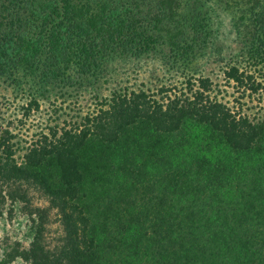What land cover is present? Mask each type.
Segmentation results:
<instances>
[{"label": "trees", "instance_id": "16d2710c", "mask_svg": "<svg viewBox=\"0 0 264 264\" xmlns=\"http://www.w3.org/2000/svg\"><path fill=\"white\" fill-rule=\"evenodd\" d=\"M211 1L244 34L222 70L233 104L190 66L219 36ZM131 53L181 73L96 94L27 145L0 129V215L21 204L31 234L0 264H264V112L239 98L264 110V0H0V82L26 120L55 83L98 92Z\"/></svg>", "mask_w": 264, "mask_h": 264}, {"label": "rangeland", "instance_id": "374dc122", "mask_svg": "<svg viewBox=\"0 0 264 264\" xmlns=\"http://www.w3.org/2000/svg\"><path fill=\"white\" fill-rule=\"evenodd\" d=\"M211 1V5L214 8H217V15L215 17L216 24L213 28L214 33L218 38L213 39V43L210 42V47L206 50V53H203L201 56H198L197 59L190 64L192 68H196L199 73L208 75L213 82H215L218 87L219 97L224 98L225 100L231 101L236 99L237 96H241L240 91L236 90L231 84H228L225 81L224 74L222 70L227 65L226 61L230 57L231 60L236 59L235 54L240 50H244V42H241L240 39L244 36L243 32L235 36V31H232V26L230 22L229 12H223V6L221 4H214ZM248 17V16H246ZM247 22V21H246ZM241 28V27H240ZM174 27L171 26L170 31H173ZM217 49H220V52H217ZM234 55V56H232ZM221 56V57H220ZM240 61L248 62L244 55H240ZM124 60L120 59L117 62L111 63L107 68L114 69L112 77L106 80H100L97 84L92 85L98 89L97 91H92L91 88L82 90L78 87L77 80L78 76H74L72 86L65 87V85H59L55 83L54 95H51L48 100L43 102L40 112L32 114L27 120L22 115V111L19 110L17 101L23 100L17 95V91L12 89V87L5 86L7 83L5 81L0 82V129L8 127L15 133H18V139L20 145L25 144L26 141L33 136L34 133H37V129L45 126L47 124L52 125L55 122L52 120L53 117L59 115V125H67L70 119H74L76 115H83L86 112H90L93 109L94 103L96 102L95 95L99 94L105 96L113 87H128L130 89H137L138 87L154 90L158 84H161V81H164L166 78H173L178 70V73H181L179 69L175 70H166L164 67L165 64H162L155 55L149 57L146 56H137L135 57L132 53L128 54ZM220 57V58H219ZM181 69V68H180ZM174 72V73H172ZM27 77L24 79L25 88L29 87L26 82ZM30 79V76H29ZM182 79V76L180 78ZM31 80V79H30ZM31 84V81H30ZM10 86V85H9ZM65 92V96L61 97L60 92ZM69 91H74V96L68 97L66 93ZM80 91H83L79 93ZM53 93V92H52ZM80 95H79V94ZM57 95V96H56ZM22 97H24L22 95ZM243 101L244 107L248 105L252 108L250 111L256 113H263L262 110L256 102H246V97H239ZM56 109V113H53ZM38 204H45L41 199L34 201ZM21 204L14 206V209L9 213L7 212L8 206L3 208L2 214L0 215V258L4 255V251L9 250L12 246L19 244L21 247H28L31 240L30 234V222L28 221L26 215H24L20 209ZM53 217V215L51 216ZM53 219V218H52ZM56 222L51 221L49 228L50 233L53 235L56 229ZM8 264H28L20 258H16Z\"/></svg>", "mask_w": 264, "mask_h": 264}]
</instances>
